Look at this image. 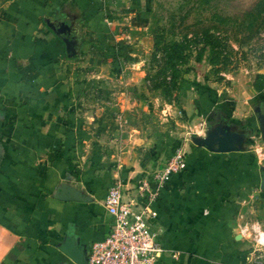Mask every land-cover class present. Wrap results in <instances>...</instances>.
I'll list each match as a JSON object with an SVG mask.
<instances>
[{
    "label": "crops",
    "instance_id": "0c3cea01",
    "mask_svg": "<svg viewBox=\"0 0 264 264\" xmlns=\"http://www.w3.org/2000/svg\"><path fill=\"white\" fill-rule=\"evenodd\" d=\"M128 1L0 0V264H77L61 250L67 244L85 259L110 227L102 204L110 182L135 194L136 180L173 147L184 166L151 203L149 226L162 246L153 264H264L255 240L264 231V162L242 139L213 151L192 136L178 146L161 136L158 153L145 148L130 163L104 159L91 142L84 95L99 85L87 71L132 54L117 48L129 37L122 24L140 26L131 17L139 1ZM117 9L126 14L113 16ZM217 103L206 113L214 128L227 110Z\"/></svg>",
    "mask_w": 264,
    "mask_h": 264
},
{
    "label": "rangeland",
    "instance_id": "374dc122",
    "mask_svg": "<svg viewBox=\"0 0 264 264\" xmlns=\"http://www.w3.org/2000/svg\"><path fill=\"white\" fill-rule=\"evenodd\" d=\"M138 1L131 17L140 26L122 24L121 31L129 37L117 46L132 53L130 57L120 59V66L107 60L87 71L89 79L99 85L84 100L85 110L93 115L91 142L98 145L100 155L130 163L143 157L145 148L149 155L158 153L161 136L167 135L178 146L191 136L211 132L217 119L211 121L206 113L215 110L205 105L203 116L194 104L199 95L193 86L199 83L212 89L214 105L218 102L227 109L219 113L224 117L221 128L237 132L243 145L264 162V140L256 127L254 109H264V0ZM123 11L127 9L113 10L112 15L120 18L126 14ZM205 34L217 40L225 62L207 61L209 44L201 39ZM154 35L160 38L156 48ZM170 40L183 44L179 52L183 57L174 59L171 68L163 65L166 53L159 48L162 41ZM91 71L97 75L90 76ZM180 77L188 79L184 82L190 88L176 87ZM187 99L191 107L183 113L180 107ZM226 104L229 109L234 107L236 116L229 114ZM262 258L264 263V254Z\"/></svg>",
    "mask_w": 264,
    "mask_h": 264
},
{
    "label": "built area",
    "instance_id": "2783aa9c",
    "mask_svg": "<svg viewBox=\"0 0 264 264\" xmlns=\"http://www.w3.org/2000/svg\"><path fill=\"white\" fill-rule=\"evenodd\" d=\"M184 166L183 152L175 148L159 168L133 184L135 194L126 195L119 179L107 186L102 204L111 216L108 232L89 244L85 264H153L162 246L148 218L155 215L151 203L172 172ZM259 234L255 240L259 244Z\"/></svg>",
    "mask_w": 264,
    "mask_h": 264
},
{
    "label": "trees",
    "instance_id": "16d2710c",
    "mask_svg": "<svg viewBox=\"0 0 264 264\" xmlns=\"http://www.w3.org/2000/svg\"><path fill=\"white\" fill-rule=\"evenodd\" d=\"M263 22H264V14H263ZM204 38V41L209 44V53L207 56V61L210 64H213L217 61H222L225 62L224 59V55H221L220 49H219V43L217 42V40L214 38V36L212 34H205L201 36V39ZM159 39L157 38L156 35H154L153 37V45L154 48H156V46L159 43ZM183 44L181 42H176L175 40H170V41H162L159 45V48L161 49V51H165V55L163 56L164 60H163V65L167 64L169 66V68H171L174 65L173 60L174 59H182L183 55L181 53H179L181 51ZM220 58V59H219ZM172 72V69H171ZM174 80H172L173 84H174ZM188 79L180 77L178 82L175 83L176 87L180 89V87L182 88H190V83L189 82H184L187 81ZM193 88H195V90L197 91L199 97L198 100H195V106L197 107L196 110L198 111V106H200L203 109H205V105H212L215 101V95L213 94L212 89H209L208 87H206L204 84H199L196 83L194 84ZM200 108V109H201ZM199 114H203L201 112H199ZM217 118V117H216ZM175 147L172 148V152L174 150ZM170 152V154L172 153ZM169 154V155H170Z\"/></svg>",
    "mask_w": 264,
    "mask_h": 264
},
{
    "label": "water",
    "instance_id": "95a60500",
    "mask_svg": "<svg viewBox=\"0 0 264 264\" xmlns=\"http://www.w3.org/2000/svg\"><path fill=\"white\" fill-rule=\"evenodd\" d=\"M256 111V116L258 120V128L260 132V137L264 140V113L259 112V108H254ZM239 136L237 132H229L223 130L220 125L208 132L203 137L192 136V140L196 143L204 144L208 149L213 151H228L232 149H237ZM61 250L70 257L77 264H85V259H82L81 251H75L70 245H65L61 247Z\"/></svg>",
    "mask_w": 264,
    "mask_h": 264
},
{
    "label": "bare ground",
    "instance_id": "6f19581e",
    "mask_svg": "<svg viewBox=\"0 0 264 264\" xmlns=\"http://www.w3.org/2000/svg\"><path fill=\"white\" fill-rule=\"evenodd\" d=\"M258 234H259V237H258V240H259V239H260V237H261V235H262V234H264V231H262V232H259ZM263 242H264V237H263Z\"/></svg>",
    "mask_w": 264,
    "mask_h": 264
}]
</instances>
